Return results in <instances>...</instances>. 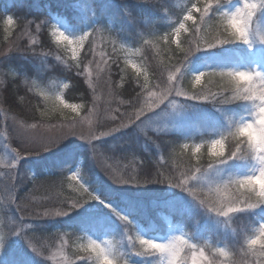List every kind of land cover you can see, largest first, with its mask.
Instances as JSON below:
<instances>
[{
    "label": "trees",
    "instance_id": "obj_1",
    "mask_svg": "<svg viewBox=\"0 0 264 264\" xmlns=\"http://www.w3.org/2000/svg\"><path fill=\"white\" fill-rule=\"evenodd\" d=\"M209 2L213 3L208 6ZM231 5L228 0H0V133L5 135L11 149L22 151L24 159L16 168L0 167V236L7 237L13 228L19 229L22 218L25 225H30L24 228V233L32 243L47 249L59 235L66 234L72 241L69 255L75 257L77 238L106 235L117 241V234L127 227L139 243L140 229L148 234L163 231L164 236L172 235L173 231L182 232L190 244L223 258L226 256L218 250L223 248L227 256H233V241L239 236V246L264 262L259 247L249 248L246 244L248 238L259 235L260 213L249 209L236 212L231 221L222 220L221 234L215 221L219 215L202 206L201 201L208 197L195 184L196 174L210 165L220 164V157L213 156L210 147L221 133L197 135L184 131L158 135L128 129L95 142V154L92 145L67 142L60 151L42 157L15 144V122H59L67 118L68 113L56 99L58 95L70 105L83 109L89 106L86 59L92 43L85 44L83 53L76 57L65 42L56 38L57 30L79 35L100 29L107 35L103 49L110 56L109 69L115 77L109 89H113V96L117 98L115 106L120 110L125 107L124 103L120 105L122 101L131 102V95L126 92L130 85L139 89L136 93L139 98L156 86L155 68L171 69L186 59L190 38L199 35L203 43L208 44L215 39L228 38L227 21L223 20L222 12H228ZM206 7L210 11L207 16L204 15ZM190 13L194 18L188 21ZM7 16L30 17L37 24L26 32L24 26L8 27ZM41 20L47 21L43 33L37 31ZM183 23L186 32L175 43L174 34ZM199 24H202L201 29H197ZM167 37L170 39L166 41ZM226 45L235 55L249 52L244 42ZM136 49L142 52L143 72L132 68L128 61V54ZM148 49L155 58L151 62L145 57ZM227 69L231 68L223 64L205 74L203 86L209 85L210 92L215 91L221 98L212 104L208 101L210 105L222 102L236 114L231 132L223 136L225 154L239 146L245 156L234 159L253 171L257 163L247 156L242 138L235 134V126L250 117L254 105L234 98L240 95L239 90L220 75ZM189 79L186 75L190 85ZM257 90H260L259 81ZM123 111L131 113L129 108ZM73 170H77L79 179ZM110 173L125 179L133 176L141 183L116 185ZM154 179L160 182L143 183ZM173 184H183V187ZM81 185L94 195L104 197L112 208L90 201L67 216L56 215L87 196ZM247 195L251 200L256 198ZM10 196L15 203L10 202ZM44 212L49 215H41ZM117 217L124 219V225L113 221ZM236 231L239 232L236 238L229 237ZM15 236L4 241L0 264H10L7 255L10 249L11 264H27L16 253ZM18 236L23 239V235ZM152 259L155 260L152 264H161L159 255Z\"/></svg>",
    "mask_w": 264,
    "mask_h": 264
},
{
    "label": "rangeland",
    "instance_id": "obj_2",
    "mask_svg": "<svg viewBox=\"0 0 264 264\" xmlns=\"http://www.w3.org/2000/svg\"><path fill=\"white\" fill-rule=\"evenodd\" d=\"M228 1L232 4L230 7L231 9H229L228 12H233L241 5V0ZM211 3L213 2H209L208 6ZM207 8L208 7L205 9ZM191 15L194 18L193 14ZM8 17H12L14 23L9 24L7 22ZM193 18L191 20H193ZM46 22V20H41L37 25V31L43 33L45 31L44 24L46 25ZM5 23L8 27H12L14 25L24 26L27 32L34 24H37V21L30 17L16 18L15 16H7ZM183 26V28L180 26L174 34L173 39L175 43H178L183 32H186L184 23ZM201 27L202 24H199L197 29H201ZM59 32H64L65 35H68L73 40L87 32L79 35H72L65 29L56 31V38L59 41L65 42L69 46L71 54L76 57L83 53L85 44L88 42L92 43L91 50L86 59V75L88 77L87 82L89 85V87H87L89 89L90 96L88 99L89 106L86 109H83L79 105L74 104L76 107L75 110H73L72 107L65 106L70 104L65 102L64 98L60 94L57 97H60V99L64 101L62 107L68 113L66 119H62L59 122H15V144L21 145L22 150H25V145H28V150H30L44 139L64 136L69 131H73L81 137H88L90 133L99 135V132L106 131L107 127H114L117 123L122 121L127 123L129 117L134 118L135 113L141 112L140 109L143 108L144 111L140 114L141 121H136V125L122 131H127L128 129L136 131L138 129L144 133L149 132L156 133L158 135L176 134L184 131L197 135L221 133L222 135L219 134L214 141L222 139L225 152V142L223 136L231 132L236 114L226 105H223L222 102H217L216 105H210L212 102L217 100V98H221L219 94L212 91L214 94L212 95V99H210L212 93L209 90L210 86H203L205 74H208L216 68H221L223 64H227V66L231 68L227 70H245L251 72L260 71L264 73V39H262L264 38V9H261L257 12V15L252 23L250 42L246 45L249 52L246 53V55H240L241 59L239 55L233 54V52L227 48L226 44H218V40H222L221 38L215 39L213 43H209L216 45V47L209 49V44L206 42L203 43V40L199 38V35H196L193 39L190 38L189 40L188 51L185 53L186 59L182 60L179 64L174 65L171 69L161 70L155 68L156 77H158L156 86L146 91L139 98L136 97V93L139 92V89L130 85L126 92L131 95V102L128 104L126 101H122L120 105L124 103L125 107H121L120 110H117L119 107L115 106L117 98L113 96V89H109L110 82L115 79V77L113 76L111 69H109V62L111 61L110 56L106 54L103 49V41L107 39V35L100 29H96L92 33L88 32L90 33L88 39L84 41L82 46L78 47V50L74 54L72 49L76 48L77 45L69 44L64 41L59 37ZM169 39L170 38L167 37L166 41ZM141 54L142 52L138 49L132 50L128 54V61L130 65L139 72H143ZM145 54L148 62L155 59L151 50H146ZM227 70L223 71L226 72ZM202 72L203 75L200 76V80L197 82L196 76L200 75ZM186 75H189L190 77V85L186 82ZM221 77L224 79L228 78L226 76ZM177 92H179L180 95H177ZM166 93V98L161 102L159 98L165 96ZM192 96H197L199 99L191 98ZM47 99L50 100L49 96ZM123 108H129L131 113L128 114L124 112ZM253 112L254 111H251L250 117L245 119L244 122L253 118ZM89 113H91V115H89ZM68 116L70 118H68ZM86 116L88 117L89 123H85L81 120L82 117ZM113 117L115 119H113ZM21 122L24 124L35 123L38 127L34 130L25 129L21 127ZM105 138L108 137L94 139L91 143L94 144L95 142L102 141ZM68 142L89 144L87 139L79 140L75 137ZM212 143L210 147L211 153ZM60 150L61 148L55 152ZM0 158H3L8 162H12L17 159L3 133H0ZM2 168L10 169V167ZM258 168L259 166L256 164L255 169H253V171H249L243 167L240 162L232 159L231 161L227 160L224 163L216 164L197 173L195 184L200 187L204 191L203 194L208 197V199H204L202 206L209 209L210 212L212 208L219 207L220 201L222 200L236 201V206L238 207H245L244 203H240V201L244 200H246L247 203H255L257 198L252 200L249 199L248 195L245 193L246 191L239 188L236 183H229L226 188L223 187L222 183L229 182L236 178L254 175L257 173ZM72 172L79 179V173L77 170H73ZM75 176H72V178ZM76 177L75 179H77ZM181 180L184 182L183 178ZM218 187L220 188L219 191H217ZM249 210L260 213L262 224H264V205H259L258 207ZM215 214L217 215L218 213L215 212ZM234 214L235 213H229V216L227 217L218 214L219 218H216L215 221H217L216 225L220 229L221 234L223 233L222 230L224 228L223 221H231ZM108 215L115 218V215L111 213H108ZM116 219L118 221H113L118 222L120 226L124 225V219L122 217H117ZM140 231V236H142V238L156 240L157 242H167L176 236H182L184 239L188 240L182 232L176 233L172 231V235L164 236L163 231H160V233L157 234H148L142 229H140ZM238 235L239 232L236 231L234 234L229 235V237L234 239ZM89 237L101 243L104 241H112L116 245L118 251V264H152L155 261L152 259V256L154 258V256L157 255L138 254V251H142V249L127 227L123 233L120 230V234H117V241L113 240L111 236L106 235L100 237L88 236L83 240L81 238H77L74 245L76 246V251L78 253L75 257H71L69 255V249L72 245V241L66 234L59 235L53 245L47 249L33 243L38 249L40 253L39 255L34 252L27 245L25 240L21 239L18 235L14 237V243H16L15 247L18 248L16 251L17 255L20 256L23 261H26L27 264H96L94 260L95 254L92 253L88 247ZM239 240L240 237L238 236L237 240L233 241V256L226 255V258L215 255L203 247H195L194 249L185 247L182 253V256L185 258L183 264H192L193 251H195L199 256L201 249H203L204 255L208 258V261L212 262V264H264L261 260L256 259L252 252L244 249L242 246H239ZM244 250H246V252ZM1 253H4L2 248H0V254ZM7 255H9L11 264V249L7 251ZM204 264H207V261H205Z\"/></svg>",
    "mask_w": 264,
    "mask_h": 264
},
{
    "label": "clouds",
    "instance_id": "obj_3",
    "mask_svg": "<svg viewBox=\"0 0 264 264\" xmlns=\"http://www.w3.org/2000/svg\"><path fill=\"white\" fill-rule=\"evenodd\" d=\"M142 2H151V0H142ZM261 9H264V0L259 3V7L257 6V0H241V5L233 11L235 15L230 22V27L233 33L241 40H250L253 20L256 17L257 12ZM54 35H56V33H54ZM58 35L63 36L64 32H59ZM65 41L68 43V38H65ZM236 79L241 82V87L238 90L240 95L244 97L249 96V86L253 85L257 88V81H259H254L252 75H250L248 71L237 72ZM259 88V94L252 93V98L245 99V101H250L254 105V112L252 114L253 118L235 126V134L242 138L244 147L248 153L247 156H250L252 159H254L259 168L257 173L254 175L236 178L229 181L231 183H234L235 181L243 182V184L238 185L239 188L244 189L250 196L256 197V202H260L256 203L255 208L261 204H264V82L259 81ZM56 99L61 103L60 97H56ZM66 107H71V105H67ZM140 111L143 112L144 109L141 108ZM89 115H91V113H89ZM113 119L115 118L113 117ZM81 120H83L85 123H89L87 116L82 117ZM136 121L141 120L140 118H137ZM136 121L134 123H129L124 127L120 126L122 123L120 122L114 127H107V130L99 132V135L90 133L89 136H96L98 139H100V137H109L115 133L121 132L122 130L136 125ZM21 127L34 130L38 127V125L35 123L24 124L21 122ZM74 137L78 138L79 140L83 139L75 132L69 131L64 136L44 139L31 150L36 153V157H42L46 154H50L59 150ZM24 147L25 150H28V145H25ZM214 147L217 155L223 153L224 160H230L228 154H225L224 152V145L214 143ZM237 148H239V146ZM13 152L15 153L17 159L12 162H8L3 158H0V167L16 168L20 161L24 160L22 151L13 149ZM28 173L34 175L31 172ZM111 180L114 184L121 185V183L113 180L112 177ZM81 189L83 192L87 193V196L82 200H77L71 205L69 209L63 211V216H67L71 212L83 207L94 198L98 199V197L93 194V191L89 192L88 189L83 185H81ZM236 203V201L222 200L220 201L219 207L212 208L211 210L227 217L229 216L228 213H231L234 210L242 211L244 209H253L251 206L254 203H247L246 200L240 201V203L245 204V207H238L236 206ZM246 244L249 248H255V246H259L258 250L260 254L264 255V224H262L259 228V235H254L248 238ZM139 245L142 251H138V254H157L161 258V264H183L185 258L182 256V253L184 248L187 247L194 249L196 247L194 244H190L189 241L184 239L182 236H176L167 242H157L156 240L140 238ZM88 247L90 248L91 252L95 254L94 260L96 264H118V251L116 245L112 241H104L101 243L89 237ZM218 251L221 255L226 256L228 254L223 248H220ZM205 261H207V264H212V262L208 261V258L204 255L203 249L200 250L199 256L195 251H193L192 264H204Z\"/></svg>",
    "mask_w": 264,
    "mask_h": 264
},
{
    "label": "snow or ice",
    "instance_id": "obj_4",
    "mask_svg": "<svg viewBox=\"0 0 264 264\" xmlns=\"http://www.w3.org/2000/svg\"><path fill=\"white\" fill-rule=\"evenodd\" d=\"M260 2H262V0H257V6L258 7H259V3ZM208 12H209V9H205L204 15L207 16L208 15ZM234 15H235V13H233V12H222V18H223V20L227 21V23L225 25V32H228L229 33V36L226 39L218 40V44L223 45V44H226V43H229V42H236V41H240V42H244V43H249L250 42V40H241L238 36H236L233 33V31H232V29L230 27V22H231V20H232V18H233ZM192 18L193 17H192L191 14H189L188 17H187L188 20H191ZM7 22L9 24H12V23H14V20H13L12 17H8ZM183 27L184 26L182 24L181 25V28H183ZM89 35H90V33L87 32V33L83 34L82 36L76 38L75 40H73L72 38H70L68 35H65V33H64L63 36H59V37L62 38L64 41H65V38H68V43L69 44H76L77 45L76 48H73L72 49L73 53L75 54L76 51L78 50V47H80V46L83 45L84 41H86L88 39ZM262 39H264V38H262ZM214 47H216V45L209 44V49L210 48H214ZM9 51H11V49ZM239 71H245V70H227L226 72L225 71H221V75L228 77L229 78V82L237 90L241 87V82H239L236 79V73L239 72ZM248 72L250 73V75H252L254 81L259 80L261 82H264V73H262L260 71H255V72L248 71ZM202 75H203V72L200 73V75L196 76L197 82H199L200 76H202ZM249 89H250V93H249V96L248 97H244V96L238 95V96H235L234 98L235 99H239V100H245V99L252 98V93L259 94V91L257 90V88L254 87L253 85H250L249 86ZM166 95H167V93L165 94V96L160 97L159 100L162 102L163 99L166 98ZM177 95H180V93L177 92ZM191 98L199 99V97H197V96H192ZM61 103H64V101L62 99H61ZM71 107L73 108V110H75V107L76 106L71 105ZM141 112L135 113L134 118L129 117L127 123H125V122L122 121V123H121L120 126L121 127H124V126H127V124H129V123H134L137 120V118H140ZM82 138L83 139H87L89 141V144L92 145L93 153L95 154V152L97 151V146L95 144H92L91 141L94 140V139H98V138L96 136H88V137H82ZM214 143L215 144L224 145L223 144V140L221 139V140L213 141V143H212V155L213 156H216V157H220L219 163L226 162L224 160L223 153H221L220 155H217L216 154L215 147H214ZM197 151H199V148H197ZM228 156H229L230 159H234V158H239V157H242V156H245V155L243 154V149L239 147V148H236L234 151L229 152L228 153ZM209 167H211V165ZM196 171L199 172L200 169L197 168ZM110 175L113 178V180H115V181H117V182H119V183H121L123 185H127V184H139V183H141V181L136 180L135 177H133V176H129L127 179H125L124 177L115 175L114 173H110ZM73 179H75V177H73ZM158 182H160V181L159 180H155V179L154 180H151V181H149V180H144L143 181V183H145V184H147V183H158ZM169 183H171V182H169ZM184 183H186V182H184ZM229 183H231V182H224V183H222V185H223V187L226 188ZM234 183H236L237 185L243 184L242 181H235ZM173 186L174 187H183V184H173ZM186 190H188L190 192L192 191L191 189H186ZM219 190H220V188L218 187L217 188V191H219ZM95 196H97L98 199H95L94 198L92 201H99V202L103 203L106 207L112 208L111 203L108 200H106L104 197L100 196L99 194H96ZM9 199H10V202L15 203V200H14V198L12 196H10ZM201 203H203V201H201ZM256 203H260V202L259 201L255 202L251 206V208L254 209L255 206H256ZM261 205H264V204H261ZM17 209L18 210H21L20 209V205H17ZM112 210L116 213L117 216L120 215V213L119 212H116L115 209H112ZM213 210H215V209H213ZM236 212H239V211L234 210L231 213H236ZM41 215L47 216V215H49V213L48 212H44ZM56 215H63V212H58V213H56ZM228 215H229V213H228ZM125 219H127V217H125ZM26 227H30V225H25L23 223L22 218H21V221L19 222V229L13 228L8 233L7 237L14 236V235H23V239L25 240V242L27 243V245L34 252H36L39 255L40 253H39L38 249L36 248V246L32 243V239L28 236V234H25L24 233V228H26ZM7 237L0 236V248H3L4 247V241L6 240Z\"/></svg>",
    "mask_w": 264,
    "mask_h": 264
}]
</instances>
